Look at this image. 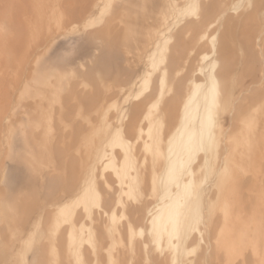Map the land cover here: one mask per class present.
I'll use <instances>...</instances> for the list:
<instances>
[{
    "label": "rangeland",
    "instance_id": "rangeland-1",
    "mask_svg": "<svg viewBox=\"0 0 264 264\" xmlns=\"http://www.w3.org/2000/svg\"><path fill=\"white\" fill-rule=\"evenodd\" d=\"M22 1L0 0V264H264V0H200L183 17L176 11L183 0H31L25 16ZM195 22L201 28L192 29ZM228 29L234 100L224 127L243 144L232 149L228 172L213 166L203 175L200 234L182 245L185 255H174L144 240L156 204L149 179L126 198L111 171H102L98 154L110 150L102 135L106 125L124 131L131 157L144 160L138 170L151 167L144 134L135 141L139 127L124 126L132 105L144 99L143 111L154 117L176 90L184 94L201 55L221 62ZM162 39L168 51L146 89L152 93L135 99L146 87L139 83L147 56ZM86 183H93L91 217L82 206ZM143 199L151 204L134 221L129 207ZM68 202L76 226L92 228L90 235L84 228L77 251L68 245L69 221L56 226L62 216L54 213Z\"/></svg>",
    "mask_w": 264,
    "mask_h": 264
},
{
    "label": "bare ground",
    "instance_id": "bare-ground-1",
    "mask_svg": "<svg viewBox=\"0 0 264 264\" xmlns=\"http://www.w3.org/2000/svg\"><path fill=\"white\" fill-rule=\"evenodd\" d=\"M31 4V0L21 2L20 10L23 16L29 11ZM199 6L200 0H183L182 4L176 5V11L179 16L183 17L194 12ZM212 7V5L206 6L208 12ZM190 26L192 29H199L202 22H195ZM28 30L32 32L33 29L27 27L29 40L30 33ZM249 33V29H246V40ZM231 36L232 31L229 29L222 36L219 46L221 62L216 58L201 55L198 64L192 70L191 77L188 79L186 92L183 94L176 90L174 96L167 102L166 107L156 116L153 117L150 109L143 111L144 99L132 105L131 118L125 122L124 126L139 127L136 131L135 141L141 139L142 134H144L147 140L143 143L145 149L153 151L152 164L151 167L148 166L149 169L145 165L143 170H138L144 160L137 162L135 158L131 157L134 155L128 140L125 138L124 131L111 129L110 127V130H107V125L103 131V144L109 147L110 150L108 153L100 150L98 154L99 158L105 159L102 171L105 169L111 171V175L120 188V194H123L126 198H134L135 191L137 190L140 193L141 188L147 185L149 179L150 195L156 197V204L149 210L148 227L145 231L147 239L145 237L144 240L152 243L154 247L165 245L172 250L174 255L178 253L185 255L187 252L182 245L191 239L195 232L200 234L198 224L203 211L206 210L203 207L206 186L204 176L211 172L213 166L215 173L228 172L230 156H234L231 155L234 153L232 149L243 144L241 141L230 140L231 135L224 127L225 118L232 112L233 108L232 89L227 78L231 69ZM30 37L33 36L30 35ZM33 39H35V36L31 38V40ZM168 39L167 37L166 40L168 41ZM210 40L212 44L215 43L213 37ZM167 41L163 39L158 41L150 50L147 56L149 68L143 72L139 83V85H146V87L135 94V99L141 98L140 95L145 92L144 90L148 88L154 74L159 70V64L165 58L164 50L168 49L166 47ZM20 43L21 40L10 42L12 49L18 47ZM15 49H13V52ZM176 58L178 57L176 56ZM161 70L160 81L162 86L167 70L164 68ZM52 90L54 89L52 88ZM146 91H150V88ZM151 93L150 91L148 95ZM232 99L234 100V97ZM85 100V102L91 101L89 98ZM231 116H233V112ZM143 121L147 122L144 128L141 127ZM157 122L160 123L158 128L155 126ZM223 143L225 144V152L222 156H219V147L222 148ZM117 149L122 152L121 158H116L115 151ZM213 159L214 162L217 161L216 159L221 161L218 170H215ZM93 169L91 173H93ZM201 169L205 174L198 175ZM92 184L81 185L82 190H84L82 206L88 217H91L92 214L91 204L94 194V191L90 190ZM150 204L151 202L143 199V204L129 207L133 220L135 221L137 218L140 220V215L144 209L149 208ZM68 206L69 202L63 205L60 204L59 208L57 207L58 209L54 214L55 216H62V218L60 217L59 221L56 222V226L59 222L61 225L62 222L69 221L68 245L70 247L72 245L71 249L74 247V250L77 251L82 240L85 239L83 236L85 234L84 228L86 227L89 235L92 228L87 225L83 226L84 224L77 227L73 217L74 214L66 213ZM111 217H113V214ZM60 225L58 226L60 227ZM51 226L53 228L54 225L51 224ZM132 226L129 223L128 229L130 232H132ZM129 241L132 246L136 245L132 240L131 233L129 234ZM143 243V245L147 244V242ZM76 256H78L77 259L80 258V254Z\"/></svg>",
    "mask_w": 264,
    "mask_h": 264
}]
</instances>
